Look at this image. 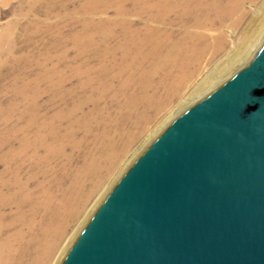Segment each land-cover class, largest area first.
<instances>
[{"label": "bare ground", "instance_id": "1", "mask_svg": "<svg viewBox=\"0 0 264 264\" xmlns=\"http://www.w3.org/2000/svg\"><path fill=\"white\" fill-rule=\"evenodd\" d=\"M256 1L264 5L85 1L86 17L70 38L76 52L60 38L58 53L19 90L13 115L0 119V264L61 263L96 210L88 209L92 201L98 197V205L111 191L102 192L131 146L181 98L208 53L212 60L226 54L223 27L230 21L240 28L250 15L246 4ZM249 29L239 34L228 66L214 70L219 80L226 82L263 49L264 27ZM3 42L12 46L10 32L0 36V49ZM219 80L197 86L183 111Z\"/></svg>", "mask_w": 264, "mask_h": 264}, {"label": "water", "instance_id": "2", "mask_svg": "<svg viewBox=\"0 0 264 264\" xmlns=\"http://www.w3.org/2000/svg\"><path fill=\"white\" fill-rule=\"evenodd\" d=\"M62 264H264V47L161 133Z\"/></svg>", "mask_w": 264, "mask_h": 264}, {"label": "rangeland", "instance_id": "3", "mask_svg": "<svg viewBox=\"0 0 264 264\" xmlns=\"http://www.w3.org/2000/svg\"><path fill=\"white\" fill-rule=\"evenodd\" d=\"M85 1L86 0H51V4L47 7L42 0H0V36H4L5 33L10 32V40H12L11 47H9L6 42H3V46L0 49V119L6 115H13L12 103L14 100H19V90L26 87L28 83L38 75L41 66L44 65L43 67H45L49 64V60H47L49 55L52 57L54 54L58 53L57 43L59 45L60 38L62 41L61 45L63 41L69 44L71 55L76 52L70 38L80 27L81 20L86 17V14L83 13L81 9ZM246 7L250 15L240 28L234 27L230 21L226 23V27H223L226 54H219L213 60L211 54H207L203 61L202 68L191 81L192 83L187 87L186 91L184 90L182 92L181 98L169 104L163 112L155 116L154 120L148 124V132L143 134L142 137L131 146L132 148H130L128 156L122 159L116 171L111 176L109 180L110 183L104 185V190H102V192L106 191L107 188L112 191L114 189L113 187L116 186L137 159L152 145L161 133L169 127V125L242 70L240 69L231 78H228V80L226 79V82H224L225 79L219 80L220 75L218 77L215 76L216 68L222 67V63L228 66V55L233 53L232 51H236V40L239 34L247 30L248 27L251 28L249 30H252V32L255 31V33L261 31L264 27V18H262L264 17L263 2L256 1L247 3ZM252 18L255 20L251 21ZM59 31L63 32L62 36ZM242 61L243 59H240L239 63ZM215 79L219 81L211 88V91L203 95L196 103L192 104L189 108H185L183 111L184 101L190 97L192 91L197 89V86L200 84L203 83V85L206 86ZM222 82L224 83L222 84ZM204 92L205 91L202 93ZM175 115L178 116L175 118ZM111 191L108 192L107 195L104 193L100 195L103 199H101V202L99 201L100 203L98 205L95 204L98 197L92 201L93 203L88 209L95 210L96 208V210L94 213L92 212L93 214L90 220L105 202V199L109 197ZM86 226L87 225L83 226L80 234ZM74 230L75 227L72 232ZM68 249L71 248L68 247ZM68 249H66L67 252H65V256L60 264H62V261H64L67 256L69 252Z\"/></svg>", "mask_w": 264, "mask_h": 264}]
</instances>
